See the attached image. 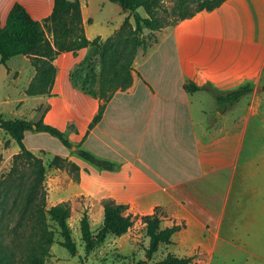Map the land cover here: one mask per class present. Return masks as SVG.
Returning a JSON list of instances; mask_svg holds the SVG:
<instances>
[{"label": "crops", "instance_id": "obj_1", "mask_svg": "<svg viewBox=\"0 0 264 264\" xmlns=\"http://www.w3.org/2000/svg\"><path fill=\"white\" fill-rule=\"evenodd\" d=\"M105 2L111 4L99 5L104 8ZM53 3L0 0V27L15 4L43 23ZM79 3L85 36L93 40L88 4ZM157 34L140 60L155 59L159 76L139 72L136 62L131 86L113 94L90 130L101 101L69 81L87 48L56 56L54 80L44 94L26 93L36 75L30 58L17 55L0 63L10 90L0 107L8 106L10 119H41L73 145L119 165L113 172L98 170L66 151L60 154L78 166L77 189L99 205L100 225L104 200L125 205L126 215L138 217L118 239H131L135 226L145 238L140 217L157 210L162 228L182 226L167 253L211 264L218 242L233 245L229 237L235 229L242 249L264 264V162L258 166L255 157L264 147V0H226ZM188 84L197 90L187 91ZM245 86L252 93L219 109V95ZM3 112L0 108V117L8 120Z\"/></svg>", "mask_w": 264, "mask_h": 264}, {"label": "trees", "instance_id": "obj_2", "mask_svg": "<svg viewBox=\"0 0 264 264\" xmlns=\"http://www.w3.org/2000/svg\"><path fill=\"white\" fill-rule=\"evenodd\" d=\"M108 1L119 5L122 11L130 12L134 25L132 26L127 19H124L118 30L103 43L100 42L99 37L89 40L85 36L79 0H54L51 16L43 23L34 21L21 5L15 4L7 17L6 25L0 27V63L5 64L11 57L24 55L30 58L31 64L36 70V75L26 90L27 95L48 92L54 80L53 61L57 55L62 52L75 54L83 48L88 49L84 59L70 71L69 81L74 89L101 101L97 114L88 126L89 130L101 120L106 103L113 94L118 90L125 91L132 84L129 66L133 55L130 49L125 48L131 37L134 38L135 34L142 33L143 30L155 31L166 25H176L179 21L192 18L202 11H213L226 0H177L172 9L173 20L170 24L162 23L151 16L142 17L138 13L139 8L148 10L150 3L148 0ZM44 24H48L50 27L51 41L45 36ZM95 52L97 55L92 56ZM97 56L101 62L103 77H93L92 75L95 67L93 59ZM116 72H119L120 76L115 75ZM185 89L193 92L197 90V87L188 84L185 85ZM260 90L264 91V86ZM250 93H252L251 87H241L219 95L216 102L219 109L225 111ZM0 129L16 143L19 149L13 156L15 170L24 166L32 173L24 201L9 209L3 207V215L6 212L18 213L21 211L22 217L32 218L34 216L31 225L34 233L28 240L22 241L19 252L22 259H18L16 262L17 256L14 252L2 249L0 250V264H45V260L50 256V247L55 243V233L50 229L47 220L51 221L58 230L61 238L58 244L71 256H74L77 253V247L68 225L69 204L61 202L49 208L45 207V196L42 190L45 168L41 159L24 145V133L26 131L44 132L57 138L66 148L75 146L74 155L98 170L113 172L118 170L119 165L98 158L79 148L78 145H73L64 132L44 124L41 119L33 122L24 119L4 120L0 117ZM68 165L77 172L79 171L77 165L60 156H55L50 162V166L55 169H63ZM38 196L40 201L37 204V209H30L31 204ZM102 208L101 225L96 231L91 230L86 212H83L79 220L81 242L86 256L100 247L107 237L119 238L126 234L133 226L135 219L138 218L126 215V206L111 200H104ZM140 220L144 224L147 245L143 247L145 261L136 264L191 263L192 257H177L170 253H167L159 261H152L159 247L171 244L172 235L182 226L173 225L162 228L157 210L152 215L140 217Z\"/></svg>", "mask_w": 264, "mask_h": 264}, {"label": "rangeland", "instance_id": "obj_3", "mask_svg": "<svg viewBox=\"0 0 264 264\" xmlns=\"http://www.w3.org/2000/svg\"><path fill=\"white\" fill-rule=\"evenodd\" d=\"M82 1L84 5L86 2L88 4V7L85 5V8L88 10V15L86 16H90L93 19V23L87 26L88 35L91 38L101 35V43L118 30L124 19H127L132 26L134 25L132 14L128 11H122L117 4L105 2L107 4L103 8L99 3L105 0ZM148 1L150 2L148 10L144 8L138 9V13L142 17L151 16L165 24L172 22V9L177 0ZM171 26L174 25H166L155 31L143 30L142 33L132 35L134 38L131 37V40L125 46L128 50L130 49L133 55L132 62L129 66V74L131 77L136 72L135 65L138 61L140 62L137 67L139 72L148 74L149 77L159 76L155 59H151L150 61L144 60L143 64L140 59L153 46L158 35L157 33ZM47 30L49 35L51 31L48 25H46L45 31L46 38ZM95 55H97L96 52L92 56ZM93 62L95 66L92 74L93 77H103L101 75L102 66L98 56L93 59ZM115 75L120 76V73L116 72ZM5 82V77H0V100H6L10 93ZM0 108L4 111V118L10 119L8 106L2 105ZM23 143L28 150L41 159L42 165L45 168L44 181L42 183L45 207L49 208L61 202H68L70 208L68 225L77 247V253L71 256L58 244L61 240L58 230L51 221L47 220L50 229L55 233V243L50 247V256L45 260V264H136L145 261L143 247L147 245V241L144 238V231L139 226H135L131 230V239H118L109 236L100 247L86 256L81 242L79 220L83 212H86L89 217L91 229L93 231L99 229V205L97 202H92L88 195L80 193L77 189L79 171L77 172L70 165L63 169H55L53 166H50L52 159L55 156L62 157L61 155L65 151L74 157L76 147L74 150L66 148L57 138L44 132L34 131H26L24 133ZM18 151L19 149L16 143L0 130V250L5 249L6 251L14 252L17 256L16 262L18 259H22V255L19 253L21 251L22 241L28 240L34 233L31 226L34 216L32 218L22 217L21 211L18 213H13V211L6 212L3 215V207L9 209L13 205H18L24 201L32 177V173L28 168L21 166L15 170L13 167V156ZM255 157H257L256 164L262 166L264 162V147H260ZM39 201L38 196L31 204L30 209H37ZM240 238L236 236L234 229V233L229 237L233 245L218 242L211 264H259L257 259L252 258L250 254L242 249L244 243L240 241ZM167 250H169V247H159L152 261L156 262L162 259L166 255ZM173 252L174 254L183 256V253Z\"/></svg>", "mask_w": 264, "mask_h": 264}, {"label": "water", "instance_id": "obj_4", "mask_svg": "<svg viewBox=\"0 0 264 264\" xmlns=\"http://www.w3.org/2000/svg\"><path fill=\"white\" fill-rule=\"evenodd\" d=\"M71 149L74 150L75 149V146H72Z\"/></svg>", "mask_w": 264, "mask_h": 264}]
</instances>
